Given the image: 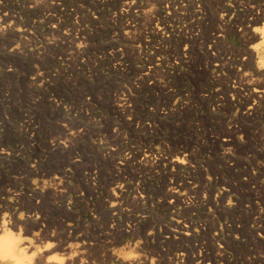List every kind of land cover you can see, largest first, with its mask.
<instances>
[{"label": "rangeland", "instance_id": "1", "mask_svg": "<svg viewBox=\"0 0 264 264\" xmlns=\"http://www.w3.org/2000/svg\"><path fill=\"white\" fill-rule=\"evenodd\" d=\"M93 1L0 0V220L19 219L11 230L35 244L42 226L65 244L85 232L94 264L217 243L229 245L221 264H257L264 93L253 95L260 58L244 31L261 32L264 0ZM188 222L191 236L177 229Z\"/></svg>", "mask_w": 264, "mask_h": 264}, {"label": "bare ground", "instance_id": "2", "mask_svg": "<svg viewBox=\"0 0 264 264\" xmlns=\"http://www.w3.org/2000/svg\"><path fill=\"white\" fill-rule=\"evenodd\" d=\"M95 1V0H94ZM93 1V2H94ZM97 2H99L98 0H96ZM222 1V0H221ZM243 1V0H242ZM159 2V1H158ZM174 2V1H173ZM240 2V1H239ZM98 4V3H97ZM99 4H101V2L99 3ZM212 4V3H211ZM137 5V4H136ZM130 6V5H129ZM73 7V6H72ZM263 8V7H262ZM141 9V8H140ZM220 9V8H219ZM253 9V8H252ZM67 10V9H66ZM174 10V9H173ZM7 11V10H6ZM239 11V10H238ZM250 11H252V10H250ZM62 12V11H61ZM121 12V11H120ZM144 12V11H143ZM65 13V12H64ZM81 13V12H80ZM125 13H127V12H125ZM217 13V12H216ZM250 13V12H249ZM253 13V12H252ZM257 13V12H256ZM256 13H254V14H256ZM108 14V13H107ZM143 14V13H142ZM225 14V13H224ZM227 14V13H226ZM77 15V14H76ZM178 15V14H177ZM216 15V14H215ZM238 15V14H237ZM260 15H261V13H260ZM262 15H263V13H262ZM131 16H132V14H131ZM135 16V15H134ZM144 16V15H143ZM185 16V15H184ZM255 16V18L257 19H264V15L261 17V16H258V15H254ZM78 17V16H77ZM219 17H221V16H219ZM246 17V16H245ZM182 18V17H181ZM214 18H215V16H214ZM254 18V17H253ZM130 19V18H129ZM132 19V18H131ZM134 19V18H133ZM163 19V18H162ZM239 19V18H238ZM242 19V18H241ZM180 20V19H179ZM12 21V20H11ZM10 21V22H11ZM101 21V20H100ZM115 21V20H114ZM156 21V20H155ZM245 21V20H244ZM257 21V20H256ZM64 22V21H63ZM260 22V21H259ZM65 23V22H64ZM258 24H260V23H258ZM262 24V23H261ZM221 25V24H220ZM72 26V25H71ZM217 26H218V24H217ZM234 26V25H233ZM261 26V25H260ZM259 26V27H260ZM200 27V26H199ZM3 28H4V26H3ZM15 28V27H14ZM20 28V27H19ZM221 28V27H220ZM246 28V27H245ZM148 29V28H147ZM221 29H223V28H221ZM249 29V28H248ZM230 30V29H229ZM228 30V31H229ZM243 30V29H242ZM4 32V31H3ZM74 32V31H73ZM127 32V31H126ZM245 32V34H247L248 35V37L249 38H251V39H254V43H256L255 44V46H256V48H254V49H252L253 51H252V53H250V56L251 57H253L254 55H255V53H256V55H258V58H260V60L258 61L259 62V64L257 65V67H256V69L254 70V71H256V74H257V76L258 77H256L255 78V80H253L252 81V83L255 85V87H253L254 88V92H253V95H258L259 97L260 96H262V94L264 93V86L262 85L263 83H261V80H260V74L262 73V69H263V67H264V63L262 64L261 62L264 60V25H262L261 26V32H258V31H256L255 29H253L252 31H250V33H248V32H246V31H244ZM190 33V32H189ZM262 33V34H261ZM223 34V33H222ZM66 35V34H65ZM245 36V35H244ZM79 37V36H78ZM158 37V36H157ZM213 37V36H212ZM245 37H247V36H245ZM63 38V37H62ZM68 40H69V38H68ZM132 40V39H131ZM198 42V41H197ZM167 43V42H166ZM84 44V43H83ZM239 44V43H238ZM130 45V44H129ZM219 45V44H218ZM254 45V44H253ZM182 47V46H181ZM251 47V46H250ZM78 48V47H77ZM127 48V47H126ZM136 49V48H135ZM213 49V48H212ZM170 50V49H169ZM202 52V51H201ZM119 53V52H118ZM145 54V53H144ZM189 54V53H188ZM193 57V56H192ZM176 58V57H175ZM217 59V58H216ZM219 59V58H218ZM225 60V59H224ZM214 62V61H213ZM249 62V61H248ZM257 62V61H256ZM218 63V62H217ZM221 65H222V62L220 63ZM219 64V65H220ZM257 64V63H256ZM153 65V64H152ZM154 68V67H153ZM205 68V67H204ZM95 69V68H94ZM207 69V68H206ZM248 69V68H247ZM198 70V69H197ZM95 71V70H94ZM238 71V70H237ZM240 72V71H239ZM246 72V71H245ZM251 73V72H250ZM39 74V73H38ZM211 74V73H210ZM242 74V73H241ZM255 74V73H254ZM253 74V75H254ZM173 75V74H172ZM208 75V74H207ZM244 75V74H243ZM262 75V74H261ZM39 76V75H38ZM145 77V76H144ZM195 77V76H194ZM255 77V76H254ZM39 78V77H38ZM263 78H264V76H263ZM262 77H261V79H263ZM241 79H242V77H241ZM245 79V78H244ZM219 80V79H218ZM243 80V79H242ZM246 80V79H245ZM244 81V80H243ZM249 81V80H248ZM263 81H264V79H263ZM38 82V81H37ZM250 83H251V81H250ZM227 84V83H226ZM247 84V83H246ZM252 84V85H253ZM144 85V84H143ZM251 85V84H250ZM249 85V86H250ZM243 87V86H242ZM177 89V88H176ZM184 89V88H183ZM236 90V89H235ZM234 90V91H235ZM252 91V90H251ZM244 92V91H243ZM191 93V92H190ZM58 96V95H57ZM95 96V95H94ZM231 96V95H230ZM249 96V95H248ZM244 97V96H243ZM226 98V97H225ZM263 98V97H262ZM85 102V101H84ZM97 102V101H96ZM125 102V101H124ZM207 102V101H206ZM264 103V102H263ZM63 104V103H62ZM117 105V104H116ZM256 105V104H255ZM254 105V106H255ZM123 106H125V105H123ZM127 106V105H126ZM227 106V105H226ZM73 107V106H72ZM215 107V106H214ZM250 108L252 109V106H250ZM75 109V108H74ZM93 109V108H92ZM115 109V108H114ZM254 109V108H253ZM259 109V108H258ZM91 110V109H90ZM250 110V109H249ZM253 112V111H252ZM63 114V113H62ZM93 114V113H92ZM250 114V113H249ZM263 114V113H262ZM37 116V115H36ZM31 117V116H30ZM134 117V116H133ZM246 117V116H245ZM205 118V117H204ZM225 118V117H224ZM210 119V118H209ZM223 119V118H222ZM165 120V119H164ZM142 121V120H141ZM244 122V121H243ZM127 123V122H126ZM134 123V122H133ZM133 126V125H132ZM141 126V125H140ZM24 127V126H23ZM65 128V127H64ZM257 128V127H256ZM71 129V128H70ZM148 129V128H147ZM261 132V131H260ZM112 133V132H111ZM158 135V134H157ZM253 135V134H252ZM106 136V135H105ZM15 137V136H14ZM67 137V136H66ZM126 137V136H125ZM142 137V136H141ZM258 137V136H257ZM7 138V137H6ZM65 138V137H64ZM115 138V137H114ZM229 138V137H228ZM107 139V138H106ZM157 139V138H156ZM224 139V138H223ZM253 139V138H252ZM216 140V139H215ZM227 140H229V139H227ZM2 141V140H1ZM167 141V140H166ZM237 141V140H236ZM253 142V141H252ZM153 143V142H152ZM29 144V143H28ZM252 146V145H251ZM113 147V146H112ZM144 147V146H143ZM14 148V147H13ZM74 148V147H73ZM135 148V147H134ZM140 148V147H139ZM162 148V147H161ZM213 148V147H212ZM231 148V147H230ZM110 150V149H109ZM170 150V149H169ZM209 150V149H208ZM31 151V150H30ZM83 151V150H82ZM186 151V150H185ZM22 152V151H21ZM98 152V151H97ZM146 152V151H145ZM144 152V153H145ZM204 152V151H203ZM261 152V151H260ZM20 153V152H19ZM117 153V152H116ZM149 153V152H148ZM153 153V152H152ZM152 153H150V154H152ZM185 153V152H184ZM252 153V152H251ZM73 154V153H72ZM213 154V153H212ZM249 154V153H248ZM154 155V154H153ZM144 157L143 158H145V155H143ZM37 157V156H36ZM140 157V156H139ZM151 157H153V156H151ZM151 157H149L150 159H151ZM162 157H165L164 155L162 156ZM167 157V156H166ZM169 158V157H168ZM63 159V158H62ZM99 159V158H98ZM109 159V158H108ZM164 159V158H163ZM162 159V160H163ZM166 159V158H165ZM250 159V158H249ZM143 160V159H142ZM159 160V159H158ZM172 160V159H171ZM199 160V159H198ZM219 160V159H218ZM65 161V160H64ZM68 161V160H67ZM132 161V160H131ZM140 161H141V159H140ZM160 161V160H159ZM174 161L175 162H179V157H178V159L176 158V160L174 159ZM143 162V161H142ZM149 162H152V161H149ZM169 162H170V160H169ZM172 162H173V160H172ZM188 162V161H187ZM14 163H16V162H14ZM33 163V162H32ZM141 163V162H140ZM171 163V162H170ZM169 163V164H170ZM180 163V162H179ZM18 164V163H17ZM157 164V163H156ZM164 164V163H163ZM174 164V163H173ZM172 164V165H173ZM177 164V163H176ZM181 164V163H180ZM192 164V163H191ZM62 165V164H61ZM115 165H116V163H115ZM132 165V164H131ZM147 165H148V163H147ZM175 165V164H174ZM179 165V164H178ZM206 165V164H205ZM259 165V164H258ZM26 166V165H25ZM101 166V165H100ZM152 166H154V165H152ZM159 166V165H158ZM108 167V166H107ZM122 167H123V165H122ZM136 167V166H135ZM191 167V166H190ZM28 168V167H27ZM40 168V167H39ZM152 168V167H151ZM154 168V167H153ZM234 169V168H233ZM15 170V169H14ZM89 170V169H88ZM92 170V169H91ZM134 170V169H133ZM221 170V169H220ZM99 171V170H98ZM123 171V170H122ZM192 171V170H191ZM36 172V171H35ZM34 171L32 172V173H35ZM41 172V171H40ZM49 172V171H48ZM147 172V171H146ZM178 172V171H177ZM19 173V172H18ZM24 173V172H23ZM31 173V172H30ZM37 173V172H36ZM150 173V172H149ZM180 173V172H179ZM6 174V173H5ZM4 174V175H5ZM261 174V173H260ZM67 175V174H66ZM196 175V174H195ZM215 175V174H214ZM223 175V174H222ZM43 176V175H42ZM51 176V175H50ZM65 176V175H64ZM169 176V175H168ZM176 176V175H175ZM67 177V176H66ZM177 178V177H176ZM91 179V178H90ZM184 179V178H183ZM229 179V178H228ZM10 180V179H9ZM57 180V179H56ZM74 180V179H73ZM99 180V179H98ZM227 180V179H226ZM49 181V180H48ZM184 181H186V179H184ZM188 181V180H187ZM190 181V180H189ZM228 181V180H227ZM63 182V181H62ZM61 182V183H62ZM105 182V181H104ZM242 182V181H241ZM249 182V181H248ZM257 182V181H256ZM58 183V182H57ZM111 183V182H110ZM140 183V182H139ZM176 183V182H175ZM253 183V182H252ZM64 183H62L61 185H63ZM106 184V183H105ZM129 184V183H128ZM127 184V185H128ZM177 184V183H176ZM176 184H174V186L176 185ZM228 184V183H227ZM158 185V184H157ZM178 185V184H177ZM229 185V184H228ZM95 187V186H94ZM123 187V186H122ZM125 187V186H124ZM123 187V188H124ZM128 187V186H127ZM187 187V182H182V183H180L179 184V186H178V188L176 189V191H180V190H184L185 188ZM189 187V186H188ZM236 187V186H235ZM112 188V187H111ZM139 188V187H138ZM204 188V187H203ZM261 188V187H260ZM20 189V188H19ZM60 189H65V188H60ZM125 189V188H124ZM173 189V188H172ZM171 189V190H172ZM22 190V189H21ZM87 190H89L88 188H87ZM114 191H115V189H113ZM126 190V189H125ZM248 190H250V189H248ZM261 190V189H260ZM61 191V190H60ZM64 191V190H63ZM110 191V190H109ZM121 191V190H120ZM135 191V190H134ZM153 191V190H152ZM174 191V190H173ZM195 191V190H194ZM40 192V191H39ZM78 192V191H77ZM108 192V191H107ZM118 193H112L111 194V197L110 196H108L107 194V196L108 197H110V198H113V200L115 201V203H119L120 201H121V198H123V197H121V194L122 193H120L119 191H117ZM158 192V191H157ZM196 192V191H195ZM254 192V191H253ZM7 193V192H6ZM41 193H42V191H41ZM53 193V192H52ZM56 193V192H55ZM109 193V192H108ZM126 193V192H125ZM159 193V192H158ZM177 193V192H176ZM197 193V192H196ZM195 193V194H196ZM92 194V193H91ZM174 195H175V193H173ZM200 194V193H199ZM206 194V193H205ZM36 195V194H35ZM57 195V194H56ZM63 195V194H62ZM124 195V194H123ZM122 195V196H123ZM132 195V194H131ZM247 195V194H246ZM133 196V195H132ZM139 196V195H138ZM137 196V197H138ZM184 196V195H183ZM241 196V195H240ZM11 197V196H10ZM131 197V196H130ZM143 197V196H142ZM126 198V197H125ZM251 198V197H250ZM39 199V198H38ZM86 199V198H85ZM99 199V198H98ZM3 200V199H2ZM123 200L124 199H122V202H123ZM134 200V199H133ZM208 200V199H207ZM213 200V199H212ZM236 200V199H235ZM4 201V200H3ZM22 201V200H21ZM29 201V200H28ZM107 201V200H106ZM2 202V201H1ZM0 202V203H1ZM35 202V201H34ZM75 202V201H74ZM88 202H89V200H88ZM100 202V201H99ZM109 202H111V201H109ZM127 202V201H126ZM208 202V201H207ZM224 202V201H223ZM248 202V201H247ZM6 203V202H5ZM45 203V202H44ZM95 203V202H94ZM156 203V202H155ZM188 203V202H187ZM9 204V203H8ZM8 204H6V205H4V206H1V210H7V208L10 206V204L8 205ZM19 204V203H18ZM28 204V203H27ZM34 204V203H33ZM90 203H88V205H89ZM123 204V203H122ZM1 205V204H0ZM38 205V204H37ZM47 205V204H46ZM49 205V204H48ZM105 205V204H104ZM124 205V204H123ZM130 205V204H129ZM150 205V204H149ZM264 205V204H263ZM16 206V205H15ZM106 206V205H105ZM193 206V205H192ZM214 206V205H213ZM39 207V206H38ZM47 207V206H46ZM52 207V206H51ZM80 207V206H79ZM93 207V206H92ZM215 207V206H214ZM11 208V207H10ZM13 208V207H12ZM18 208V207H17ZM42 208V207H41ZM45 208V207H44ZM97 208V207H96ZM99 208V207H98ZM104 208V207H103ZM118 208V207H117ZM120 208V207H119ZM122 208V207H121ZM120 208V209H121ZM124 208V207H123ZM223 208V207H222ZM255 208V207H254ZM68 209V208H67ZM102 209V208H101ZM124 209H126V208H124ZM130 209V208H129ZM217 209V208H216ZM33 210V209H32ZM47 210H49V209H47ZM63 210V209H62ZM98 211H99V209H97ZM96 210V211H97ZM111 210H113V209H111ZM138 210V209H137ZM155 210V209H154ZM185 210V209H184ZM12 211V210H11ZM34 211H35V209H34ZM97 211V212H98ZM104 211V210H103ZM122 211V210H121ZM126 211V210H125ZM2 212V211H1ZM49 212H52V211H49ZM114 212H115V209H114ZM124 212V211H123ZM129 212V211H128ZM132 212V211H131ZM186 212V211H185ZM255 212V211H254ZM4 214H5V211L3 212ZM2 213V214H3ZM7 213H8V211H7ZM35 213V212H34ZM34 213H32V214H34ZM37 213V212H36ZM106 213V212H105ZM126 213V212H125ZM183 213V212H182ZM261 213V212H260ZM1 214V215H2ZM10 214V213H9ZM30 214V213H29ZM39 214V213H38ZM71 214V213H70ZM97 214H102V213H97ZM128 213H126V215H127ZM162 214V213H161ZM15 215V214H14ZM47 215V214H46ZM67 215H68V213H67ZM72 215V214H71ZM70 215V216H71ZM131 215V214H130ZM230 215V214H229ZM43 216H45V215H43ZM49 216V215H48ZM95 216V215H94ZM98 216V215H97ZM110 216V215H109ZM113 215H111V217H112ZM134 216V215H133ZM191 216V215H190ZM257 216V215H256ZM2 217V216H1ZM35 217H37V216H35ZM65 217V216H64ZM77 217V216H76ZM75 217V218H76ZM100 217V216H99ZM116 217H117V215H116ZM130 217V216H129ZM221 217V216H220ZM235 217V216H234ZM260 217V216H259ZM34 218V217H33ZM47 218V217H46ZM179 218H181V217H179ZM207 218V217H206ZM3 220L1 221L0 220V264H94V261H96V259L93 261L92 260V258L95 256V254L93 253V254H91V250H92V248H93V245H94V242L91 240V238L84 232V233H73L72 235L70 234V237H73L74 238V241L73 242H69V243H67L66 242V244L65 243H62V242H60L62 239H64V238H62L61 239V235H58V234H56V232L55 233H53L52 231L51 232H49L50 230H48L49 228H48V226L46 227V229L45 228H43V226L42 227H40V228H38L39 229V231L38 232H44V234H45V236L44 237H46V242H44V244L43 243H41V245H40V243L39 244H35V239L36 238H38L36 235H34L33 233V235L34 236H32V237H27V238H24L25 236H27V235H25V236H22V235H19V233L17 232V233H14L11 229V227H10V225L11 226H13V225H15V224H17L18 222H20L19 221V219L17 220H14V221H12L11 220V218L9 219V220H7L6 219V217L5 218H2ZM35 219V218H34ZM44 219H45V217H44ZM93 219V218H92ZM102 219H103V217H102ZM101 219V220H102ZM112 219V218H111ZM115 219V218H114ZM185 219V218H184ZM183 219V220H184ZM190 219V218H189ZM226 219V218H225ZM48 220V219H47ZM57 220V219H56ZM94 220V219H93ZM95 220H98V219H95ZM118 220V219H117ZM187 220V219H186ZM199 220V219H198ZM76 221V220H75ZM90 221H91V219H90ZM99 221V220H98ZM105 221V220H104ZM104 221H102V223L104 222ZM42 222V221H41ZM43 222H45V220L43 221ZM61 222H64V221H61ZM79 222H82V221H79ZM95 222V221H94ZM117 222V221H116ZM115 222V223H116ZM119 222V221H118ZM129 222V221H128ZM154 222V221H153ZM191 222V221H190ZM232 222V221H231ZM28 223V222H27ZM27 223H26V225H27ZM60 223V222H59ZM58 223V224H59ZM90 223V222H89ZM112 223V222H111ZM135 223V222H134ZM172 223V222H171ZM181 223V222H180ZM200 223V222H199ZM256 223H258V221H256ZM259 223H261V222H259ZM25 224V223H24ZM34 224H39V226H40V223H39V221L37 220V219H35V223ZM44 224V223H43ZM131 224V223H130ZM149 224V223H148ZM207 224V223H206ZM263 224V223H262ZM104 225V224H103ZM107 225V224H106ZM138 225H139V223H138ZM195 225V224H194ZM194 225H192V224H190L189 222L188 223H185V224H183V225H180L179 223H178V225H177V229H179L180 231H181V233L182 234H184V235H186V236H188V235H190L191 236V232L193 231V229H192V231H191V226H194ZM27 226H29V225H27ZM31 226V225H30ZM38 226V225H37ZM38 226V227H39ZM51 226V225H50ZM61 226V225H60ZM101 226V225H100ZM114 226H115V224H114ZM127 226V225H126ZM137 226V225H136ZM136 226L134 227V226H132V227H134V228H136ZM172 226V225H171ZM196 226V225H195ZM225 226V225H224ZM16 227V226H15ZM26 227V226H25ZM35 227V226H34ZM45 227V226H44ZM77 227V226H76ZM102 227V226H101ZM100 227V228H101ZM105 227V226H104ZM118 227V226H117ZM124 227V226H123ZM122 227V228H123ZM129 227V226H128ZM140 227V226H139ZM138 227V228H139ZM259 229L261 230V232H263V234H264V225H260L259 224ZM22 228V227H21ZM23 228H24V226H23ZM32 229H33V226L31 227ZM48 228V229H47ZM73 228H74V226H73ZM90 227H88V229H89ZM114 228V227H113ZM131 228V227H130ZM169 228V227H168ZM175 228V227H174ZM173 228V229H174ZM193 228V227H192ZM202 228V227H201ZM14 229V228H13ZM54 229V228H53ZM61 229V228H60ZM98 229V228H97ZM204 229V228H203ZM239 229V228H238ZM20 230V229H19ZM25 230V229H24ZM35 230H37V229H35ZM52 230V229H51ZM54 230H56V229H54ZM91 230V229H90ZM90 230H89V232H90ZM112 230V229H111ZM115 230V229H114ZM113 230V231H114ZM129 230V229H128ZM131 230V229H130ZM132 230H133V228H132ZM170 230V229H169ZM26 231V230H25ZM59 231V230H58ZM57 231V232H58ZM104 231V230H103ZM206 231H207V229H206ZM22 232H24V231H22ZM27 232H28V230H27ZM29 232H30V230H29ZM32 232V231H31ZM60 232V231H59ZM107 232V231H106ZM105 232V233H106ZM112 232V231H111ZM118 232V231H117ZM132 232V231H131ZM26 233V232H25ZM36 233V232H35ZM64 233V232H63ZM66 233V232H65ZM91 233V232H90ZM134 233V232H133ZM178 233V232H177ZM194 233V232H193ZM204 233H206V232H204ZM208 233V232H207ZM207 233H206V235H207ZM242 233V232H241ZM32 234H30V235H32ZM37 234V233H36ZM62 234V233H61ZM97 234V233H96ZM115 234H116V232H115ZM120 234V233H119ZM121 234H123V232L121 233ZM170 234V233H169ZM173 234V233H172ZM216 234V233H215ZM261 234V233H260ZM30 235H28V236H30ZM42 235V234H41ZM40 235V236H41ZM66 235V234H65ZM100 235V234H99ZM104 235V234H103ZM109 235V234H108ZM113 235V234H112ZM112 235H110L111 237H112ZM126 235V234H125ZM204 235V234H203ZM205 235V236H206ZM21 236L23 237V238H21ZM43 236V235H42ZM98 236V235H97ZM105 236V235H104ZM109 236V237H110ZM135 236V235H134ZM166 236V235H165ZM175 236V235H174ZM178 236V235H177ZM189 236V237H190ZM194 236V235H193ZM193 236L191 237V238H193ZM204 236V237H205ZM211 236V235H210ZM250 236V235H249ZM113 237H114V235H113ZM117 237H118V235H117ZM203 237V238H204ZM207 237H209V236H207ZM213 237V236H212ZM218 237H219V235H218ZM264 237V236H263ZM65 238H66V236H65ZM93 238H94V236H93ZM39 239L41 240V238L39 237ZM70 239V238H69ZM72 239V238H71ZM97 239V238H96ZM95 239V240H96ZM110 239V238H109ZM108 239V240H109ZM166 239V238H165ZM171 239V238H170ZM187 239V238H186ZM215 239V238H214ZM218 239V238H217ZM39 240V241H40ZM45 240V239H44ZM43 240V241H44ZM107 240V239H106ZM107 240V241H108ZM115 240V239H114ZM201 239H199V241H200ZM203 240V239H202ZM205 240V239H204ZM207 240V239H206ZM209 240V239H208ZM216 240V239H215ZM223 240V239H222ZM233 240V239H232ZM64 241V240H63ZM72 241V240H71ZM157 241V240H156ZM170 241V240H169ZM177 241V240H176ZM181 241V240H180ZM196 241V240H195ZM221 241V240H220ZM38 242V241H37ZM102 242V241H101ZM201 242V241H200ZM205 242V241H204ZM215 242V241H214ZM226 242V241H225ZM227 242H229V241H227ZM111 243V242H110ZM171 243V242H170ZM197 243H198V241H197ZM220 243V242H219ZM259 243V242H258ZM194 244V243H193ZM227 244V243H226ZM226 244H224V245H226ZM229 244H231V243H229ZM111 245V244H110ZM109 245V246H110ZM224 245H223V243L221 244H218L217 243V245H210V244H208V245H204L206 248L205 249H202V248H200V249H198L197 251H196V249H195V252L192 254V255H190L188 252H180L181 253V255L179 254H173L172 253V251H171V249L170 248H167V249H163L162 247H160V248H162V249H158V250H156V248H155V252L154 253H152V251H151V255H152V261H151V264H188L187 262H189V264L190 263H192V264H221V263H223V261H224V254H225V247H224ZM97 246H99V245H97ZM105 246V245H104ZM173 246V245H172ZM196 246H198V245H196ZM227 246V245H226ZM229 246V245H228ZM228 246L226 247V248H228ZM53 247H55V249L56 248H61V249H63L64 250V253L61 255V257L60 258H54L53 256H55V255H49V256H47V255H45L46 253H44V251H46V250H49V249H52ZM164 247V246H163ZM177 247V246H176ZM182 247V246H181ZM181 247H179V248H181ZM188 247V246H187ZM150 248V247H149ZM158 248V247H157ZM165 248V247H164ZM178 248V249H179ZM185 248V247H184ZM189 248V247H188ZM54 249V250H55ZM232 249H234V248H232ZM238 249V248H237ZM60 250V249H59ZM57 251L56 252V254L59 252L60 254H61V252L60 251ZM114 250V249H113ZM182 250V249H181ZM189 250V249H188ZM52 252H53V249L51 250ZM56 251V250H55ZM95 251H97V249H95ZM111 251V250H110ZM109 251V252H110ZM50 252V251H49ZM48 252V253H49ZM51 252V253H52ZM98 252V251H97ZM97 252H95L96 254H97ZM101 252V251H100ZM149 252V251H148ZM58 253V254H59ZM111 253V252H110ZM150 253V252H149ZM237 253H239V252H237ZM58 254L56 255L57 257H58ZM59 254V255H60ZM107 254V253H106ZM148 254V253H147ZM154 254V255H153ZM100 255V254H99ZM110 254H108V256H109ZM237 255V254H236ZM248 255V254H247ZM262 255V254H261ZM93 256V257H92ZM98 256V255H97ZM96 256V257H97ZM104 256V255H103ZM99 257H101V256H99ZM99 257H97V258H99ZM257 257H259V256H257ZM109 258V257H108ZM149 258H151V256L149 257ZM226 258V257H225ZM261 258V257H260ZM94 259V258H93ZM105 259H106V257H105ZM104 259V260H105ZM257 259V258H256ZM151 260V259H150ZM255 260V259H254ZM99 261V260H98ZM107 261V260H106ZM109 261V260H108ZM107 261V262H108ZM251 261V260H250ZM106 262V263H107ZM110 262H111V260H110ZM109 262V263H110ZM259 262V261H258ZM258 262H257V264H258ZM98 264H101V263H99V262H97ZM103 263V262H102ZM104 263H105V261H104ZM105 263V264H106ZM144 263V262H143ZM254 263V262H253ZM260 264H264V258H262V259H260V262H259ZM111 264V263H110ZM117 264H129V263H126V262H124L123 260L121 261V262H118ZM144 264H146V263H144ZM147 264H149V263H147Z\"/></svg>", "mask_w": 264, "mask_h": 264}]
</instances>
